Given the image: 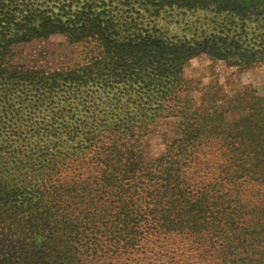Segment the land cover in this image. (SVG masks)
Here are the masks:
<instances>
[{"label": "rangeland", "instance_id": "obj_1", "mask_svg": "<svg viewBox=\"0 0 264 264\" xmlns=\"http://www.w3.org/2000/svg\"><path fill=\"white\" fill-rule=\"evenodd\" d=\"M31 2L51 18L109 10L119 29L130 15L138 16L154 36L199 43L205 50L181 68L185 84L177 97L182 100L170 97L159 107L151 86L145 88L147 80L136 95L115 92L126 89L113 75L131 67L122 70L127 61L115 63L106 56L100 61L104 76L83 75L102 57L95 38L74 41L55 33L7 42L0 58V144L10 139L9 128L22 131L25 139L20 155L0 156V180L26 185L27 200L0 202L3 211L12 206L17 215L0 227V240L36 245L54 240L49 247L55 245L60 261L68 258L69 264H220L225 238L238 237L232 236L231 216L238 218L241 236L255 222L264 223L255 215L264 209V170L246 159L239 163L245 152L264 146V0ZM21 19L14 21L21 25ZM67 27L81 28L79 23ZM129 96L146 103L136 107L137 100L129 101L128 109L120 110ZM128 117L132 123L143 121L129 137L96 136L102 126L113 131L118 122L121 130L131 128ZM35 128L50 133L41 138L25 132ZM112 139L116 157L102 153ZM230 142L237 149L231 150ZM9 144L16 150L14 139ZM161 159H181L173 189L191 201L205 198L201 223L174 228L161 219L160 206L145 198L149 186L162 185L167 175ZM228 201H233L230 207ZM24 223L29 231L21 235Z\"/></svg>", "mask_w": 264, "mask_h": 264}, {"label": "trees", "instance_id": "obj_2", "mask_svg": "<svg viewBox=\"0 0 264 264\" xmlns=\"http://www.w3.org/2000/svg\"><path fill=\"white\" fill-rule=\"evenodd\" d=\"M23 12L26 14L17 15ZM16 16L22 17L21 25L14 21ZM119 16L123 15L119 14ZM64 17H66V20H64ZM123 22L125 24L123 29L115 27L113 15H111V11L109 10L103 11L102 13L81 10L73 14L67 13L63 15L62 13L58 17L51 18L43 10L39 8L34 9L31 0H0V58L3 52L2 50H4L3 46L12 40L20 41L27 37L43 38L55 33L64 34L74 41L81 38H95L100 41L102 46V57L99 60H95L87 68L85 74H83L86 78L94 79L104 76L101 73L104 66L100 61L107 56L108 59L114 60L115 63L127 61L122 66V70L128 64H131V67L122 71V74L113 75V80L119 83L120 87L126 86V89L115 88V92H119V95L123 97L129 95V93L136 95L142 89L139 87L142 80L144 82L147 80L145 82V88L148 85L151 86V91L154 94L153 99L159 103V107L161 106L160 102L166 105V102L171 101L170 97L175 100L185 84L181 77V68L190 58L204 52V45L162 40L158 36H154L152 30H144L142 27V19L138 16L130 15ZM10 23L13 25L9 26ZM67 23H79L81 28H64V25ZM10 27L15 31H6ZM129 31L131 33H128ZM99 56L100 54L97 55V57ZM217 56L220 57L219 54ZM222 58L224 59L225 57ZM118 66L121 65L118 64L115 67ZM119 76L120 79H117ZM105 81V79L101 80V82ZM101 86L104 87V84ZM106 87L111 88L108 84H106ZM145 100L142 97L129 96L128 98H124L120 110L128 109L130 105L129 101L132 103L136 101V107H139L146 103ZM177 100H182L181 95L177 97ZM165 108L167 109V107ZM166 109L158 113V115L165 116ZM127 121L132 123V117H128ZM99 122L102 123V121ZM141 122L143 121L136 120L131 124V128L127 127L122 130L120 129V122L117 125L114 123L112 125L113 131L107 130L102 126L100 133H96V136H100L101 138L103 134L111 133L114 136L128 135L129 137L128 132L135 127L136 123ZM6 132L11 134L10 139H14L18 146H16V150H10V139L5 137L0 144V156L9 152H16L17 155H20V148L25 139L22 131L9 128ZM25 132H28L31 137L35 135L41 138L44 137L45 133L47 135L48 132L50 133L45 128H35ZM76 133V130L70 132L69 135H66L67 139L72 140V137ZM114 142L115 140H113L112 145L103 147V155L114 154V157L117 156L118 153L114 151L115 147H113ZM230 145L232 146L231 150L237 149L234 142H230ZM44 148L41 147L42 153L45 152ZM251 153L253 156L250 155ZM251 153L248 154V152H245L243 154L244 158L239 159V163L246 159L249 164L256 165V168L260 167L264 170V146H261V151L256 153L252 151ZM235 157L237 158V156ZM181 162V159L173 161L159 160V163H164L165 166L167 165L165 167L168 169L167 175L163 177L162 185L149 186V191L146 193L145 198L151 197V201L160 206L163 212L161 219L173 223L172 226L174 228L179 227L184 229V227H187L188 229L189 226L200 222L204 217L200 205H205V198L202 197L203 202L199 201L200 196L191 201L188 194L186 195L173 189L176 187L173 183L180 178V176L176 175V172ZM246 176L248 175L246 174ZM256 179L259 178L256 177ZM25 188L26 185L22 183H10L0 180V202L5 200L9 205L13 203H26L27 192ZM232 202L228 201L227 206L230 207ZM205 207L207 206H204V209H206ZM12 209L13 207L9 206V208L3 211V207L0 205V227L6 225L7 219L10 216H17L12 212ZM255 215H258V220L264 221V209L257 210ZM235 220H238V218H234V221L232 216L229 218L230 224L236 230L232 236L235 235L238 237H229V240L225 238V243H223L221 250L218 251L220 264H264V223L259 224L255 222L252 225L255 228L246 229L241 236L242 230H237L239 222ZM257 227H260L261 230ZM19 228L21 229V235L29 231L27 223L22 224ZM240 237L242 238L241 240H239ZM0 241V264H69L68 258L60 261L61 258L57 253L58 248L55 245L51 248L49 247V244L55 243L54 240L43 241L38 245L34 244L31 240L20 242L16 239L3 238ZM45 245H48L47 248H45ZM186 262L188 261L186 260Z\"/></svg>", "mask_w": 264, "mask_h": 264}]
</instances>
